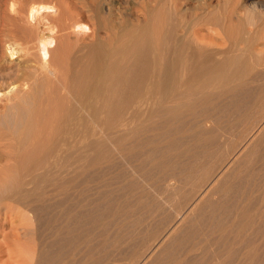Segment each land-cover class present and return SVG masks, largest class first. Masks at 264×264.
I'll return each instance as SVG.
<instances>
[{
    "label": "bare ground",
    "instance_id": "1",
    "mask_svg": "<svg viewBox=\"0 0 264 264\" xmlns=\"http://www.w3.org/2000/svg\"><path fill=\"white\" fill-rule=\"evenodd\" d=\"M92 3V28L69 2L0 10V255L264 264V53L245 30L263 0L209 18L225 50L190 7L145 2L122 26Z\"/></svg>",
    "mask_w": 264,
    "mask_h": 264
},
{
    "label": "rangeland",
    "instance_id": "2",
    "mask_svg": "<svg viewBox=\"0 0 264 264\" xmlns=\"http://www.w3.org/2000/svg\"><path fill=\"white\" fill-rule=\"evenodd\" d=\"M12 1L14 4H16L15 6L17 8L18 7H24V6L26 8H28V7H30V5L33 6V5H39V4H41V5H45V4L51 5L52 4L59 11L58 13H60V11L62 12V10L64 8V6H63L64 2L65 3L69 2L68 5L69 6L72 5L73 9L75 8L74 10L75 11L77 10V12H78V13L77 12L75 13V11H74V15L77 18H81L82 20L84 19L83 23L88 28L93 27L92 26L93 21H92V18H90L91 12L89 11V9L91 10V8L93 7L92 0H0V10H2V9L8 10V4L12 3ZM163 1H165L167 3L168 7H171L173 9H176V7H179V8L183 7L182 9H188L190 7L191 9L189 8L188 10H186L185 14H182V15H185L186 22L187 21L189 22V20L191 18H194V17L202 18L203 21L198 28L200 29L202 34H204L206 36V38H204L202 41L205 45H211V46L219 48L221 50H225L229 47V42L227 39L228 37L226 36V34L223 33L222 30L218 29L213 24H211L207 21L209 20V18L211 16L212 17L217 16V17L223 19V21H228L230 18L233 17V21L235 22V15H233V12H232V9H234V7H235V0H230V3H231L230 8H227V9L222 8L217 13H215V11H217L216 9L219 7H222L224 0H160V1L159 0H111V3H110L111 7H110L108 12L105 11V14L107 16H109L107 18H110V20L117 25L124 24V26H130V25L132 26V25L137 24L138 19H139V21L144 20L145 13L142 11V5L145 2L150 3V5H152V6H157L158 2L162 3ZM244 1H246L247 4H252V2L254 0H244ZM263 2H264V0H263ZM240 7L242 8L243 5L239 6L238 12L243 14V15H246ZM79 13H81L82 16ZM44 14H46V12ZM47 15L50 18V20H52L53 22H55V20L58 19L57 11H55V10L54 11H48ZM55 16H57V18ZM177 16L179 17V15H177ZM180 17H181V15H180ZM253 23H254V25H253ZM128 24H130V25H128ZM251 24L250 23L247 24L245 26V30L247 33L251 31V34L253 33V34H255L256 37H259L257 42H256L255 48L257 49V51L263 50V53H264V25L259 23V22L257 24L256 21H252ZM261 26H263V27H261ZM215 28H217V29H215ZM214 31L217 33L213 34L214 35L213 36L212 33H215ZM82 33L76 34V35L73 33L70 34V38L71 37L73 38V39L71 38L72 40L71 39L70 40L74 41V39L76 40V38L77 39L81 38L80 40L85 39V41H87V42H91L93 40L92 39L91 41H89L91 38H93V37H91L92 35L90 34V31L89 32L87 31L88 34H86V35H84ZM179 33L186 36V32L183 29H181L179 31ZM87 35H91V36H87ZM105 35H106V32L101 30L100 36L104 38ZM1 39L2 38L0 37V40ZM0 44H1V42H0ZM241 47H243L242 44H241ZM2 52L4 53L5 50H2V49L0 50V60H2L3 57L4 58L8 57L6 54H5V56H2L3 55ZM14 60H16L15 57H14ZM3 238H4L3 235H0V248L3 246L1 244L2 243L4 244ZM4 255H6V254H4ZM4 255L3 254L0 255L1 256L0 261L3 264H8V262H9L8 256L5 257ZM9 263L13 264V260Z\"/></svg>",
    "mask_w": 264,
    "mask_h": 264
}]
</instances>
